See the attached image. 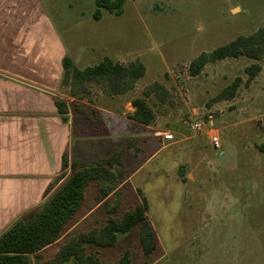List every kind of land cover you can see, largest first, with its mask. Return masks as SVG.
Here are the masks:
<instances>
[{
	"label": "rangeland",
	"instance_id": "obj_1",
	"mask_svg": "<svg viewBox=\"0 0 264 264\" xmlns=\"http://www.w3.org/2000/svg\"><path fill=\"white\" fill-rule=\"evenodd\" d=\"M50 3L55 8H50L51 17H59L66 28L63 40L72 57L78 55L87 65L108 57L145 66L144 76L109 104L114 111L132 112L131 101L147 94L154 119L145 140L135 138L136 146H146L155 132L174 138L163 142L162 150L79 230L99 227L107 211L116 207L114 216H120L145 197L146 217L165 257L160 259L161 248L143 256L136 226L118 234L115 247L105 252L111 264H119L126 253L129 264L158 259L155 264H264V58L250 84L244 69L256 62L245 57L209 63L196 77L188 74L189 63L200 53L256 32L264 22V0H125L120 15L102 11L100 21L92 17L94 0ZM235 78L241 79L235 96L215 102ZM108 89L105 82H90L86 94L76 99L100 104L97 99L108 96ZM69 90H59L68 101ZM75 103H68L71 110ZM214 137L221 154L211 144ZM127 141L116 154L144 162L151 149L134 160ZM125 179L126 174L119 185ZM95 196L91 182L80 213L97 202ZM54 251L52 246L41 254L51 257Z\"/></svg>",
	"mask_w": 264,
	"mask_h": 264
},
{
	"label": "crops",
	"instance_id": "obj_2",
	"mask_svg": "<svg viewBox=\"0 0 264 264\" xmlns=\"http://www.w3.org/2000/svg\"><path fill=\"white\" fill-rule=\"evenodd\" d=\"M51 6L50 0H0V236L16 220L33 213L54 193L71 174L73 162L80 166L108 159L127 140L128 147L134 148V160L138 155L145 156L151 149L147 159L140 164L129 162L119 154L126 179L117 187L118 190L162 150L159 132L148 138L147 147L136 146L135 138L145 140V130H150V127L130 120L128 115L133 111H114L109 106L113 100H118L119 95L99 97L100 104L92 100L82 102L70 96L69 101L63 99L67 98L59 92L63 88V57L68 56L80 70L93 64L82 63L78 55L71 56L63 40L66 28L60 25L59 17H51ZM55 96L67 105L65 121L57 113ZM73 101L76 103L71 110L68 103ZM76 106H80L83 113L77 111ZM73 142H76L74 150ZM105 151H108V156ZM63 155L67 160L65 170H62ZM128 169L132 171L128 172ZM97 195L96 185V200ZM101 204L97 200L84 213H80V206L62 237L41 253L52 246H55L56 253L63 239L72 232L76 234L96 228L79 230ZM148 224L156 237V249H162L153 226ZM115 245L110 248L92 247L89 251L97 252L100 264H111L105 252ZM164 257L165 253L160 259Z\"/></svg>",
	"mask_w": 264,
	"mask_h": 264
},
{
	"label": "trees",
	"instance_id": "obj_3",
	"mask_svg": "<svg viewBox=\"0 0 264 264\" xmlns=\"http://www.w3.org/2000/svg\"><path fill=\"white\" fill-rule=\"evenodd\" d=\"M125 0H95L94 20H100L102 11L116 16L123 11ZM245 57L253 63L244 69L246 84H250L260 72L258 62L264 58V22L250 36H238L225 45L210 52H202L188 65V74L196 77L205 65L228 58ZM61 86L68 87L71 98L81 99L86 94V85L90 82H105L109 89L107 95H119L129 91L145 74V66L140 61L127 65L119 64L108 57L102 58L97 64L84 69H77L68 56L61 62ZM241 84L240 78H235L214 98L215 102L231 100ZM156 88H158L156 86ZM147 94L131 101L133 112L128 118L138 124L149 126L154 113L147 101ZM54 105L59 116L65 121L68 112L63 99L54 97ZM77 111L82 112L80 106ZM72 172L67 179L44 201V203L28 216L16 220L0 236V264H100L97 252L90 248H110L117 240L118 234H125L138 226V241L144 256L151 255L157 246L154 232L146 219L147 201L145 197L120 216H114L115 208L108 212L105 222L89 231L68 235L60 243L58 250L50 258H44L41 251L57 242L65 233L66 228L79 210L86 187L95 182L97 185V200L104 201L116 192L119 181L124 177L120 157L111 155L108 159L95 164L72 163ZM67 168L66 156L62 157V170ZM63 176V174H61ZM140 193V191L138 190ZM127 253L120 259V264H128Z\"/></svg>",
	"mask_w": 264,
	"mask_h": 264
},
{
	"label": "built area",
	"instance_id": "obj_4",
	"mask_svg": "<svg viewBox=\"0 0 264 264\" xmlns=\"http://www.w3.org/2000/svg\"><path fill=\"white\" fill-rule=\"evenodd\" d=\"M173 135L168 133V134H164L162 135V141L165 142V143H169V142H172L173 141ZM211 144L213 146V148L216 150V151H219L218 153L221 154L220 150H219V143H218V139L216 137L212 138L211 140Z\"/></svg>",
	"mask_w": 264,
	"mask_h": 264
}]
</instances>
